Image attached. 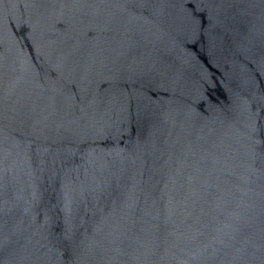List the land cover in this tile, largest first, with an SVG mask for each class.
Instances as JSON below:
<instances>
[{
    "label": "water",
    "instance_id": "1",
    "mask_svg": "<svg viewBox=\"0 0 264 264\" xmlns=\"http://www.w3.org/2000/svg\"><path fill=\"white\" fill-rule=\"evenodd\" d=\"M0 264H264V0H0Z\"/></svg>",
    "mask_w": 264,
    "mask_h": 264
}]
</instances>
